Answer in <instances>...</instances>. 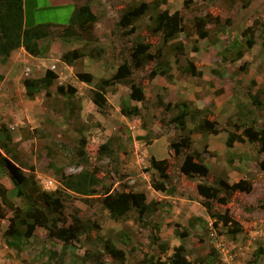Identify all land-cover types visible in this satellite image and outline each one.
I'll list each match as a JSON object with an SVG mask.
<instances>
[{
  "label": "rangeland",
  "instance_id": "obj_1",
  "mask_svg": "<svg viewBox=\"0 0 264 264\" xmlns=\"http://www.w3.org/2000/svg\"><path fill=\"white\" fill-rule=\"evenodd\" d=\"M137 1L129 0L122 8H117V2L113 1L110 15L102 19L92 32L95 39L87 42L85 50L103 47L102 60L85 56L76 62L74 68L67 67L61 57L52 61L45 59V63L40 60L44 70L37 69L38 61L21 60L14 69L15 73L10 74V84L2 81L8 72H4L5 63L0 60V179L10 177L1 165L3 157H6L14 159L25 168L27 175L34 177L31 180L33 190H43L40 177L55 180L48 191L62 192L64 207L61 209V219L68 225L76 218L85 226L79 240L65 242L50 240L47 232L39 227L23 252H17L6 245L3 234L9 221L0 218V264H45L51 251L63 250L65 243L72 244L68 253L75 259L74 264H96L94 254H99L105 264H122L104 252V245L108 242L125 251V264H144L151 258L167 259L173 247L182 242L177 231L187 233L185 241L190 259L195 264H217L220 253L210 235L209 219L227 246L233 242L244 250L248 247L246 255L250 261H253L259 247L264 248L262 142H236L232 148L226 143L233 130L241 133L249 126L258 130L264 128V32L260 26V22L264 21V0H169L170 11L179 10L191 32L194 17H212L210 36L206 39L193 34L187 37L186 33H182L178 39L164 43L161 34L152 33L148 28V17L139 21L136 33L152 44L151 52L156 54L161 49V58L165 57L173 64L171 78L161 75L151 77L150 72L157 60L135 70L133 75L144 84L149 97L154 117L147 115L146 121L152 131L151 137H160L151 144L142 138L146 130L142 128L141 119L128 118L121 113V101L130 91L126 82L109 88L106 93L108 103L99 108L92 101L96 80L88 85L76 77L77 71L91 72L96 79L112 77L124 62V57H129L135 41L132 37L135 36L122 34L118 22L122 13L138 4ZM121 3H125V0H119ZM50 5V0H27V26L49 22L69 24L74 7L57 8ZM217 18L218 25L215 23ZM251 25H255L257 42L250 49L241 46L243 56L238 58L239 47L237 49L232 43H244ZM179 42L183 43L184 50L174 48ZM75 44L83 45V42ZM191 63L195 67L194 72L186 70ZM53 64L57 66L59 78L50 92L42 91L30 99L23 79L41 78ZM27 67L32 68L30 76L26 74ZM70 85L77 89V93L68 99L58 92V88H68ZM78 97L84 101H77ZM162 101L171 103L169 110L164 109ZM182 102L190 108L186 133L181 132L179 125L170 123L173 115L180 110L177 105ZM196 109L200 111L198 117H208L217 123L219 134H202L195 128L197 121H193L191 115L196 114ZM241 111L244 115L240 114ZM236 122L239 126H235ZM185 134L191 135L192 147L176 156L170 150V142L178 141ZM83 137L87 138L86 151L90 162L81 165L77 148ZM103 144L113 150V157L99 154ZM195 150L204 153L210 169L207 178L198 175L190 178L180 170L187 154ZM153 156L170 161L171 187L175 188L173 194L152 188L151 178L159 177L150 164ZM54 164L63 167L69 174L77 173L83 167L96 171L106 186L111 187L112 194L129 190L144 191L149 201L156 202V210L145 218L149 224L144 227L139 225L134 219L135 213L125 220L111 219L110 213L102 205L105 196L103 188L95 196L70 192L60 183ZM220 178H225L231 184H242L233 193L229 204L215 203L217 211H230L242 223L243 231L235 236L229 234V227L223 223L216 225L215 219L200 203L202 198L197 191L198 183H216ZM9 187L13 202L22 206V199L17 196L12 181H9ZM154 236L159 237L156 243L153 242ZM161 242L167 243V251L162 250ZM260 260V263L264 262V255Z\"/></svg>",
  "mask_w": 264,
  "mask_h": 264
},
{
  "label": "trees",
  "instance_id": "obj_2",
  "mask_svg": "<svg viewBox=\"0 0 264 264\" xmlns=\"http://www.w3.org/2000/svg\"><path fill=\"white\" fill-rule=\"evenodd\" d=\"M168 1L169 0H138V4H135L122 13V18L118 22V26L122 29V34L135 36L132 37L135 38V41L130 49L129 57H124V62L117 67L112 77H101L96 79L95 75L91 72H76L77 79L88 85H91L96 80L93 88L92 101L99 108L105 107L108 103L106 93L109 88L115 86L119 82H126L129 85L130 91L121 101V113L128 118L135 117L141 119L142 128L146 130V134L142 138L148 140V144L153 143L154 140L160 137L158 135L154 138L151 137L152 131L148 127L146 121L147 115L154 117L149 105V97L144 84L137 81L133 75L135 70L145 68L147 64H151V62L157 60V64L150 72L151 77L161 75L171 78L173 64L165 57H163V59L161 58V49H159L156 54L151 52L152 44L146 42L142 35L136 33L138 32L139 21L148 17L150 19L148 28L152 33L161 34L164 43L178 39L182 33H186L187 37L193 34L201 39L209 38L210 25L213 22L212 17L208 15L196 16L193 20V31L191 32V29H188L185 23V17L179 10L171 12L168 8L169 6L163 7V5L169 3ZM187 2L188 1H186V3ZM92 3L93 0H78V4L69 24L62 28L56 25L54 29L55 25L50 23L27 26L24 0H0V60L3 63H7L13 51L22 47L31 56L44 57V55L49 52L50 45L42 44L41 42L50 40L54 38V36L61 40L67 37H81V40L78 42L81 43L82 41L83 45L80 44V47L69 49L61 55V60L68 65L75 66L76 62L85 56H90L95 60H102L105 52L103 47H92L89 51L85 50L87 42L95 39L92 37V32L100 18L93 11ZM218 21V18L215 19L217 25L220 24ZM260 23L264 32V21ZM254 26L255 25H251L248 27L244 43H232V46H236L237 49L239 47L237 51L238 58L243 56L241 46L250 49L256 44L257 38L255 37L256 32ZM56 29L60 31L56 32ZM81 33H83V35H81ZM174 48L184 50V45L182 42H179L174 45ZM193 69L195 70L193 63L186 67L187 71L194 72ZM58 78V72L48 69L46 74L41 78H24L23 84L28 97L34 99L36 95L42 91L49 93ZM58 92L65 95L68 99H71L73 95L77 93V89L72 85L68 86V88L60 86ZM234 94H236V90ZM162 106L165 110H169L171 103L162 101ZM177 106L180 110L177 114L173 115L170 123L179 125L178 128L181 132L186 133L185 131L188 130L187 117L190 115V108L184 102L179 103ZM238 106L240 107L241 104ZM198 112L200 111L196 109V114L192 113L191 115L193 121H197L195 122V128L202 134H219L220 130L216 127L217 123L211 121L208 117H198ZM249 112L252 113V111ZM240 114L244 115V112L242 113L241 111ZM238 124L239 123L236 122L235 126H239ZM1 131L0 129V133ZM7 137L10 138V135ZM259 140L262 142L263 152L264 128L258 130L255 129L254 126H249L241 133L234 130L231 131L226 143L229 148H232L236 142L245 143L247 141L249 143H256ZM86 147L87 138L83 137L77 148V154L80 159L78 162L81 165L90 162ZM190 147H192V138L190 134L181 135L178 141L170 142V150L176 156L182 154ZM113 153V150L110 149L107 144L101 145L99 154L113 157ZM203 154L204 153H200L197 150L191 154H187L180 167L181 172L190 178H195L197 175L201 178H207L210 174V169L206 165ZM150 164L159 174L158 178H151L152 188L159 192L173 194L175 188L171 187V177L169 173L171 167L170 161L168 159L160 160L153 156L150 158ZM1 165L9 173L10 177L8 178L14 184L17 190V196L22 199V206L16 205L11 198L10 189L0 179V218L8 219L9 221L8 227L3 234L4 241L9 248L17 252H23L28 242L36 236L39 227L47 232L50 240L58 239L65 242L80 239V236L85 231V226L81 224L79 219L75 218L73 223L68 225L67 222L61 219V209L64 207L62 192L58 190L51 193L48 191L50 189H45L43 186L42 191L37 189L33 190L31 187V180L34 179V177L27 175L24 170L25 168L14 159L3 157ZM53 167L60 179V183L70 192L78 193L83 196H95L100 194L101 188H103L104 192L102 193L105 196L102 200V205L110 213L111 219L115 221L125 220L130 217L132 213H135L136 216L134 219L139 225L144 227L149 224L145 218L149 213L156 210V202L149 201L144 191L129 190L112 194L111 187L106 186L102 178L97 175L96 171H90L83 167L81 171L69 174L66 173L63 167L55 164ZM239 187H242V184H231L225 178H220L216 183L201 181L197 185L198 194L202 198L200 203L204 206L208 215L215 219L216 225L223 223L225 226H228L229 234L233 236L243 231L242 223L236 220L234 216L230 214V211H217L215 203L221 205L229 204L232 201L233 193L236 192ZM177 232L181 236L182 242L173 247V252L167 259L161 257L156 259L151 258L143 263L195 264L194 261L190 259L189 249L185 241L187 233ZM158 240L159 237H153L154 243ZM166 244V242H161V248L164 251L169 249ZM71 245L65 243L63 245V250L51 251L49 259L45 264H74L75 259L68 253ZM104 250L103 251L108 254L107 256H111L114 260H118L122 264H125L126 253L124 250L118 248L117 245L108 242L104 245ZM86 255L87 254H85V256ZM263 255L264 248L259 247L254 254L253 261L249 263L264 264V262L260 263V259ZM93 256L96 258V264H105V261L101 260L99 254H94Z\"/></svg>",
  "mask_w": 264,
  "mask_h": 264
},
{
  "label": "crops",
  "instance_id": "obj_3",
  "mask_svg": "<svg viewBox=\"0 0 264 264\" xmlns=\"http://www.w3.org/2000/svg\"><path fill=\"white\" fill-rule=\"evenodd\" d=\"M26 1L25 2V9H26ZM113 1L117 2V8H122L123 6H125L126 4H128L129 0H125V3H121L119 4V0H93L92 3V9L93 11L100 17L99 21L96 23V27H98L102 21V19H106L107 16L110 15V9L112 8V5L114 4ZM52 7H60L61 6H67V7H74V11L76 9V6L78 4V0H50ZM165 7H168V4L163 5ZM73 11V13H74ZM53 25H58L59 28L64 27L66 24L65 23H55V22H49ZM74 38V40H73ZM75 38H79V40H75ZM72 39V40H69ZM81 37L80 36H75V37H67L66 39H58L57 37L54 36V38H51L50 40H47L45 42H41L42 44H49L50 45V50L49 52H47L44 57H34L31 56L29 53L26 52V50L22 47L19 48L15 51H13L11 57L9 58V60L7 61V63H5L4 65V72L7 71L8 74H6L2 79V81H4L3 83H11V76L10 74L15 73L14 69L15 67H17V65L19 64V62L21 60H25L27 62H34V61H40L42 60L43 62L46 61L45 59L52 61L53 59H57L59 60V57H61L62 53L69 50V49H74L77 47H80L79 44H75L78 43V41H80ZM50 42V43H49ZM39 59V60H38ZM44 59V60H43ZM2 62V61H1ZM0 62V63H1ZM45 63V62H44ZM64 64L67 67H71L74 68V66L68 65L67 63L64 62ZM85 64H88V61H85ZM1 67V64H0ZM44 68V67H43ZM85 69H90L89 67H85ZM44 70V69H41ZM17 72V71H16ZM88 86V85H87ZM79 89V87H77ZM79 100L77 99V101H84L82 100V97H78ZM81 98V99H80ZM1 181L8 187H9V178H1ZM163 193V192H162ZM185 200V199H182ZM180 203V202H179ZM182 204V202H181ZM200 205V204H198ZM201 206V205H200ZM202 213V212H201ZM207 217V216H205ZM180 243H178L179 245Z\"/></svg>",
  "mask_w": 264,
  "mask_h": 264
},
{
  "label": "built area",
  "instance_id": "obj_4",
  "mask_svg": "<svg viewBox=\"0 0 264 264\" xmlns=\"http://www.w3.org/2000/svg\"><path fill=\"white\" fill-rule=\"evenodd\" d=\"M42 66L40 64L37 65V68L40 69ZM52 70H56V65L51 66ZM32 72L31 67L26 68V74L29 75ZM14 129V127H12ZM41 181L40 183L45 189H50L54 184L55 180L48 178V177H40ZM211 226V238L214 243L215 248L220 253L218 258L217 264H250V258L248 255H246V249L248 247H245V250L243 247H237L233 242H231L230 246H227V243L225 240L221 239L217 233V230L215 229V225L212 221L209 222Z\"/></svg>",
  "mask_w": 264,
  "mask_h": 264
},
{
  "label": "clouds",
  "instance_id": "obj_5",
  "mask_svg": "<svg viewBox=\"0 0 264 264\" xmlns=\"http://www.w3.org/2000/svg\"><path fill=\"white\" fill-rule=\"evenodd\" d=\"M38 60H39V59H38ZM38 64H40V65L42 66V64H41L40 62H38L37 65H38ZM37 65H36V67H37ZM53 65H54V64H53ZM55 65H56V64H55ZM51 66H52V65H51ZM51 66L49 67V69L52 70ZM43 67H44V66H42L40 69H38V68H37V69H38V70H41V69H43ZM56 67H57V66H56ZM53 71H54V70H53ZM55 72H57V71L55 70ZM28 76H30V74H29ZM208 221L210 222L211 219H209Z\"/></svg>",
  "mask_w": 264,
  "mask_h": 264
}]
</instances>
